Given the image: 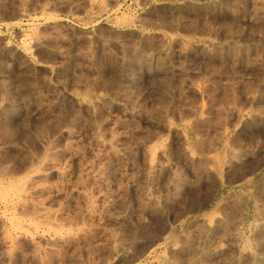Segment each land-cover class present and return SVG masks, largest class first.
<instances>
[{
	"label": "rangeland",
	"instance_id": "374dc122",
	"mask_svg": "<svg viewBox=\"0 0 264 264\" xmlns=\"http://www.w3.org/2000/svg\"><path fill=\"white\" fill-rule=\"evenodd\" d=\"M263 162L264 0H0V264H264Z\"/></svg>",
	"mask_w": 264,
	"mask_h": 264
},
{
	"label": "crops",
	"instance_id": "0c3cea01",
	"mask_svg": "<svg viewBox=\"0 0 264 264\" xmlns=\"http://www.w3.org/2000/svg\"><path fill=\"white\" fill-rule=\"evenodd\" d=\"M252 162L249 165L246 164L247 162H244L242 165L237 167L231 174H228V175L222 174L220 176L218 182H229V181L231 182V180H232L234 182V183L232 182L233 185L239 184L240 186H248L249 185L248 182H256L257 181V179L255 178L256 170H254L255 167L253 166L254 164H252ZM263 164H264V162H263ZM261 168L264 169V165H262ZM259 170H261V169H259ZM235 172H237V174ZM247 173L248 174L250 173L249 176L246 175ZM243 179H245V180H243Z\"/></svg>",
	"mask_w": 264,
	"mask_h": 264
},
{
	"label": "bare ground",
	"instance_id": "6f19581e",
	"mask_svg": "<svg viewBox=\"0 0 264 264\" xmlns=\"http://www.w3.org/2000/svg\"><path fill=\"white\" fill-rule=\"evenodd\" d=\"M186 7H187V5H186ZM197 15H198V14H197ZM197 20H198V19H197ZM191 23H192V21H191ZM192 26H193V24H192ZM191 28H192V27H191ZM202 32H203V31H202ZM202 32H201V33H202ZM188 33H189V32H188ZM190 33H191V32H190ZM230 33H231V32H230ZM199 34H200V33H199ZM192 38H193V37H192ZM138 51H139V50H138ZM212 75H213V74H212ZM217 84H218V83H217ZM166 92H167V91H166ZM244 113H245V112H244ZM246 113H247V112H246ZM239 141H240V140H239ZM205 146H206V145H205ZM204 148H205V147H204ZM205 149L207 150V148H205ZM171 156H172V155H171ZM237 157H238V156H237ZM239 161H240V159H239ZM261 164H262V162H261ZM247 165H249V163H248ZM235 168H236V167H235ZM260 168H261V167H260ZM254 170H255V169H254ZM249 172H250V171H249ZM235 173L237 174V172H235ZM235 173H234V174H235ZM251 173H252V172H251ZM249 174H250V173H249ZM249 174L247 173L246 175L249 176ZM202 175H203V174H202ZM243 175H244V174H243ZM246 175H245V176H246ZM201 177H202V176H201ZM241 177H242V176H241ZM246 177H247V176H246ZM238 178H239V177H238ZM238 178H237V179H238ZM243 180H245V179H243ZM200 182H201V181H200ZM229 182H230V181H229ZM231 182H233V181L231 180ZM231 182H230V183H231ZM233 183H234V182H233ZM21 189H22V188H21ZM9 190H10V189H9ZM23 190H24V189H23ZM175 191H176V190H175ZM177 194H178V193H177ZM177 204H178V203H177ZM217 210H218V209H217ZM146 222H147V221H146ZM64 229H65V228H64ZM137 232H138V231H137ZM135 233H136V232H135ZM107 252H108V251H107ZM123 255H124V254H123ZM151 262H152V261H151ZM123 264H124V263H123Z\"/></svg>",
	"mask_w": 264,
	"mask_h": 264
}]
</instances>
